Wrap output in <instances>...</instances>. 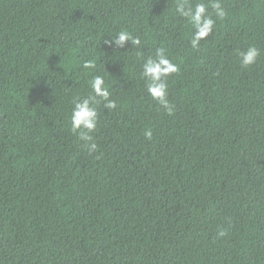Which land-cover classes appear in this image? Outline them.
I'll return each instance as SVG.
<instances>
[{"label": "trees", "instance_id": "16d2710c", "mask_svg": "<svg viewBox=\"0 0 264 264\" xmlns=\"http://www.w3.org/2000/svg\"><path fill=\"white\" fill-rule=\"evenodd\" d=\"M188 2L215 21L195 48L178 0H0V264H264V0ZM161 47L172 115L141 75Z\"/></svg>", "mask_w": 264, "mask_h": 264}, {"label": "clouds", "instance_id": "9594fccd", "mask_svg": "<svg viewBox=\"0 0 264 264\" xmlns=\"http://www.w3.org/2000/svg\"><path fill=\"white\" fill-rule=\"evenodd\" d=\"M218 19H223L226 15L221 7L219 0H215L211 4ZM176 11L183 16L188 23L195 29L191 38L193 48L199 45L201 39L207 37L214 26L215 21L210 15L206 14V6L204 3H196L192 5L188 0H178ZM118 36V39L116 38ZM115 38L105 43H115L119 47H123L125 42H131L133 45L139 46L141 41L138 37H133L127 30L120 31ZM241 67H249L257 62L260 55V50L252 45L246 51L239 52ZM84 69L95 67L92 61H84L82 64ZM178 66L173 63L165 54L163 47L158 48L154 57H149L143 64L142 77L146 82L147 92L150 97L156 101L167 111L168 115L174 112L173 106L169 103L167 77L178 72ZM91 94L83 98H78L73 101L74 106L70 114V127L73 134H77L79 139L84 141L89 146V155H92L97 150V145L92 142L93 133L97 128L98 113L93 106L99 100L104 101V106L107 109H115L116 101L110 99V92L105 86V81L102 76H93L89 81ZM145 136L151 139V130L145 131ZM220 236L225 235L224 231L219 233Z\"/></svg>", "mask_w": 264, "mask_h": 264}]
</instances>
